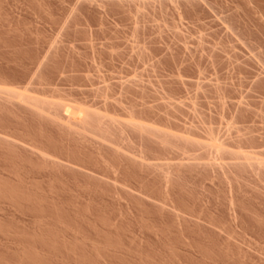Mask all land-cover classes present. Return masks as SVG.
<instances>
[{
    "label": "rangeland",
    "instance_id": "rangeland-1",
    "mask_svg": "<svg viewBox=\"0 0 264 264\" xmlns=\"http://www.w3.org/2000/svg\"><path fill=\"white\" fill-rule=\"evenodd\" d=\"M0 264H264V0H0Z\"/></svg>",
    "mask_w": 264,
    "mask_h": 264
}]
</instances>
